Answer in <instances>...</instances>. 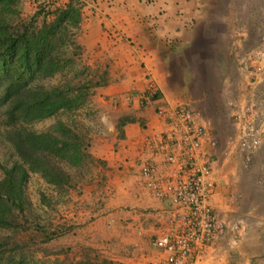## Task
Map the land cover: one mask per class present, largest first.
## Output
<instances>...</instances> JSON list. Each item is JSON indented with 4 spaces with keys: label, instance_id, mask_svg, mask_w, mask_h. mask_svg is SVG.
Segmentation results:
<instances>
[{
    "label": "rangeland",
    "instance_id": "374dc122",
    "mask_svg": "<svg viewBox=\"0 0 264 264\" xmlns=\"http://www.w3.org/2000/svg\"><path fill=\"white\" fill-rule=\"evenodd\" d=\"M66 1L43 0L42 5L46 11L50 6L62 7ZM101 1L111 5L115 0ZM219 1L221 5L227 2L226 15L232 18L234 26L232 36L225 42L222 39L220 44L216 29H202V54L189 49L190 60L186 61L194 80L184 94V101L174 106L187 105L204 126L207 140L214 143L216 193L210 203L222 222L238 224L237 242L232 247L221 244L220 251L224 253L221 263L264 264V124L259 145L248 161H244L239 153L233 124V112L247 103L254 105V117L264 122V0ZM84 2L79 0L81 16L86 6ZM38 8L34 0H18L16 22H28ZM82 21L83 16L76 37L82 47L81 55L64 74H56L40 84L52 86L69 80L73 84L76 80L86 82L90 87L86 98L77 109L32 122L26 128L40 133L56 122H62L83 138L88 156L81 166L63 167L69 174L70 185L62 189L45 183L38 174H28L23 186L26 200L23 210L12 213L11 227L0 228V252L5 255L3 264L9 258L13 259L12 264H76L79 261L138 264L147 258L143 253L145 241L140 238L136 244L132 242L134 238L130 231L133 227H126L120 220L122 229L114 228L120 212L114 201L121 196L133 198L135 191H132L139 188L157 203L137 176V164L149 158L143 139L157 131L144 124L138 125L136 128L142 133L139 137L137 132L125 135L124 129H115L119 110L113 102L118 101L109 102L106 99L109 94L97 92L96 88L100 86H92L104 81L102 73H108L111 66L97 57L95 47L92 53L85 52ZM241 25L243 28L240 29ZM246 32V40L236 42ZM159 106L166 107L157 104ZM5 111L6 107L0 106V179L1 166H9L15 160L3 139ZM120 144L124 148L130 146L132 156H127L117 168L111 158L117 148H121ZM121 176L124 180H120ZM136 208L135 205L121 206L126 213L146 212L144 214L155 217L152 210L138 212ZM156 230L151 227L152 234L146 244L149 245ZM132 250L138 252L137 256Z\"/></svg>",
    "mask_w": 264,
    "mask_h": 264
},
{
    "label": "crops",
    "instance_id": "0c3cea01",
    "mask_svg": "<svg viewBox=\"0 0 264 264\" xmlns=\"http://www.w3.org/2000/svg\"><path fill=\"white\" fill-rule=\"evenodd\" d=\"M85 1L86 6L82 10V31L86 37L85 52L92 53L95 47L97 57L108 61L111 66L106 84L96 89L97 92L109 94V98L106 97L109 102L118 101V104L113 102L119 110L115 129H124L125 135L127 132H137L140 137L142 133H139L136 127L142 124L154 131L163 129L161 121L154 114V108L157 104L171 108L184 101V94L194 80L190 73L192 69L186 66V61L190 60L188 53L190 49L202 54V29H216L218 41L222 44V39L225 42L231 38L234 28L230 20L232 18L226 15L227 2L221 5L219 0H147V3L144 0H113L111 5L101 0ZM247 37V32L242 33L236 42L245 41ZM147 83H151L155 88L160 101L151 107L142 108L134 99L128 98L134 93L144 91ZM126 117L133 122L121 124ZM120 146L111 158L117 168H120L127 156H132L130 146ZM124 178L121 176L120 180ZM134 191L133 198L131 195L128 198L121 196L114 201L120 212L117 218L119 221L113 226H116L115 229H122L119 225L121 220L126 227H133L130 231L134 238L132 242L140 238L145 241L143 253L147 258H143L138 264H146L159 255L146 244L147 238L152 234L151 227H156L157 220L154 221V216L140 211L153 212L160 204L151 200L139 188L132 192ZM122 205H135L138 207L136 209H139L138 212L144 215L123 212ZM221 246V243H218L208 250L198 264H222L224 253L220 251ZM132 251L137 256L138 252Z\"/></svg>",
    "mask_w": 264,
    "mask_h": 264
},
{
    "label": "trees",
    "instance_id": "16d2710c",
    "mask_svg": "<svg viewBox=\"0 0 264 264\" xmlns=\"http://www.w3.org/2000/svg\"><path fill=\"white\" fill-rule=\"evenodd\" d=\"M34 1L39 8L24 23L16 22L18 0H0V106L6 107L3 139L15 159L9 166H1V229L13 225L14 211L23 210V186L29 173L62 189L70 185L69 174L63 167L81 166L88 156L83 138L62 122L40 133L26 128L32 122L77 109L90 89L89 84L79 80L75 84L71 80L52 86L40 84L44 79L64 74L81 55L82 47L76 37L82 16L79 0H67L62 7L50 6L46 11L43 0ZM102 74L104 81L92 86L106 84L107 73ZM130 121L133 122L126 117L120 123ZM4 257L0 252V264ZM12 263V258L4 262Z\"/></svg>",
    "mask_w": 264,
    "mask_h": 264
},
{
    "label": "built area",
    "instance_id": "2783aa9c",
    "mask_svg": "<svg viewBox=\"0 0 264 264\" xmlns=\"http://www.w3.org/2000/svg\"><path fill=\"white\" fill-rule=\"evenodd\" d=\"M133 98L142 108L159 101L150 83L129 100ZM253 107L247 103L233 112L236 145L244 161L259 145L264 124L254 117ZM154 114L164 128L144 137L149 158L137 164L142 187L160 204L149 243L159 255L146 264H198L218 243L232 247L238 224H225L211 206L216 193L214 143L207 140L204 126L184 104L155 107Z\"/></svg>",
    "mask_w": 264,
    "mask_h": 264
}]
</instances>
